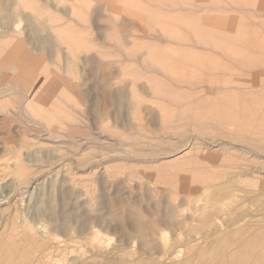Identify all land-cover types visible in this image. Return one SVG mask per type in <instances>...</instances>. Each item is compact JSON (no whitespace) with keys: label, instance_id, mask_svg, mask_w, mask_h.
Instances as JSON below:
<instances>
[{"label":"rangeland","instance_id":"obj_1","mask_svg":"<svg viewBox=\"0 0 264 264\" xmlns=\"http://www.w3.org/2000/svg\"><path fill=\"white\" fill-rule=\"evenodd\" d=\"M4 1H5V3L3 2V0H0V4L3 5V3H4L6 5V6L3 5V7L5 6L4 7L5 10L2 8V6H0V9L5 11V13L3 11H2L3 13L0 12V13H2V16H3V17L0 16L1 17L0 23H2V25H3V26L0 25L1 26L0 27V29H1L0 34L4 35L3 39L7 38L5 36L6 32H8L10 34V32L14 30V29L8 30V28L11 29V25H12V28H15V27L18 28V26L22 23L20 25L21 26L20 28L22 30L19 28V30L17 31L18 35L20 34L19 38H21L22 40L25 39V41L27 40L28 42H40V43H42L43 40L45 39L46 42H43V44H46V45L49 44L51 46H53L55 44L54 49H52V48L50 49V52H51L50 57L54 56L53 58H51L49 60V62H51L50 66H52V62H54L55 60H58V58H59L60 61H62V62H60V64L64 63L63 65L65 66V69L62 67V69L64 70V71L61 70L62 73H66L67 75H70V76H67L65 74L66 77L73 79L72 80L73 82H75L78 79V81L75 83H77V85H78L77 87L79 89V100L81 102L79 101V104H78L80 114L76 115V122H78V124L80 125L78 127H80V128L77 127V129H76L77 133L76 134L82 138V142H81L79 149L77 148L76 152L73 151L75 153V157H74V163L75 164L72 163L70 160H68V159H70L69 157H66L62 162H57L58 157L60 156V154H57V153H60V151L56 150V145L50 141L49 142L44 141L43 142L44 144H41V145L39 144V146H37L38 142H39V140H37V139H39V136L28 132L26 130V127L31 126V128H34V127H38L39 125H33V124L28 123V126H27V122H30L29 119L31 120V117H30L29 109H26L23 106L24 100L23 99L20 100L18 98L17 101H14L11 99L12 95L10 97L8 96L9 90L19 91L20 89H22V87L17 86L16 84L20 83V81L23 78V76H21V75H25V74L24 73L20 74L19 72H17L18 70L16 71V68H17L16 67L17 66L16 61H14L12 58H9L11 56H9V54H7L8 53L7 51L10 50L9 48L14 47V43H8L7 42L9 45L11 44L12 46H6L5 40H3L1 37V39H0V55H1V57H0V60H1L0 61L1 62L0 63V67H1L0 75L1 74H3V75L0 76V99H1V101H0L1 102L0 103V112H1L0 113V132H1L0 133V135H1V137H0V149H1L0 150V162L2 161V163H0V167L2 166L3 168L2 167L0 168V173L2 174L0 179L2 178V180L3 179L4 180L0 181V191H1L0 192V264H120V263H122V264H133L135 260H136L135 261L136 263H134V264H162V263L165 264L166 263L165 261H168L166 264H172V263L173 264H181V263L182 264H239V263L240 264H252V263L253 264H264V261H263L264 260V258H263L264 254L262 255V253L264 252V249H263L264 248L263 247V245H264L263 244L264 243V209H263L264 208V204H263L264 203V150H263L264 149V100L260 101V99L257 100L254 97L253 98H254L255 102L252 100L250 103L248 100V98H250L253 95H256L255 97L261 98L264 95V89L263 88L253 89L252 90L253 95H249V93H247V92H250V91L245 90L246 94L243 93V95H240V97L243 98V100L245 99L246 102L249 103V104L245 103L242 106H240V104H238L240 106V108L242 109V113L247 112L250 109L253 111V117L249 118V116H243L240 119L241 124H235L234 121H236V123H238V120L232 119L233 117H225V119H224L222 117L217 116L218 113L220 112V109H222V107L224 106L223 104L220 103V100L224 99L225 97L231 98L233 96L231 94L218 93V94H211L210 96L205 97V96H202L200 94V92H198V90H196L195 88L190 89V88L186 87L183 90L185 92H187L188 94H190V96L186 97L187 94L185 92L183 93V90H180L179 92L177 91L176 93H174L173 96H170V97H172V99H170L169 96L167 97L159 91V93L161 94V97H164V101L162 104H160V102H157V104H155V102L157 101V97L160 96V95H157V92H156L157 88H155L157 86H155V85H159L158 83H161L163 85H169V83L164 81L160 77L157 78V75H156L157 72L153 68V67L157 66L158 63L156 64L155 62H153L151 60L152 59L151 52L154 48L153 47L154 45H150L149 41H154L153 40L154 37H153V35L150 34L151 32L148 29H145V38L148 39V40L146 39L147 44L145 43V45H144L145 47L142 44H141L142 46L140 45V48L141 47L144 48V49L143 48L141 49V50H143V52L141 50H138V49H140L138 45H137L138 49L135 46H127V48L123 47V46H119V48H118V46L116 44H114L113 42L109 41V42H111L109 44V42L106 41L107 40L106 39V32L107 31H105L104 29H103L104 31L97 29V27L95 26L97 19H95V18H96V16L98 17V14H96L94 12L96 14V16L94 15V13L89 14V19H91L92 15L94 17V21H92L93 17L91 19V21H92L91 24H88V25L85 24V26L83 25V27H82V25H79L77 22L76 27L79 29H72L73 33L75 30H77L79 33L82 31L81 35L79 34V36H82V37L85 36L86 37V38L84 37L85 39L82 38L83 40H85V43L87 44L86 48L84 49L83 52H79L80 47L73 44V43H78V42L83 41L81 39H78L81 37L72 38L71 40L64 39L62 41L61 40L59 41V39H56L55 37H53V39H54V41H53V39L51 37V35H52L51 30L48 29L49 24L47 21H44V20H46V16L40 15V17H39L38 16L39 14H36V13L34 14V11H35L34 9L41 10V8L43 6H47L49 3V6H47V7H50V6L52 7V5H53V7L52 8L50 7L51 9H58L60 7L59 9H61L60 10L61 13L59 12V14L65 15L68 12V8L71 7L68 4L70 0L69 1L57 0L56 2H54L55 0L54 1L50 0L51 2L49 0H48V2H47V0L46 1L45 0H27L28 2H32V4L30 5L31 7L22 6V7H24V9L22 7H19V6H21V4H19L20 2L18 0H17L18 2L16 0H7L8 2L6 0H4ZM12 1H13V3H12ZM71 1L74 2L75 0H71ZM208 1H209L208 5H211L208 10L214 11L216 8L217 9L219 8V10H221V11L223 10L222 12H226V11L230 12V10H226V9H234V11L237 10V12H239V14L242 13L243 14L242 17L245 20L242 22V26H241L242 27V34H244L245 36H247V33L257 35V37H253L252 40L249 37L247 39H244V42L253 41V42H256V44L260 43L261 45H256V51L254 50V47L251 45H244L243 46V52H242L241 56L244 59L247 58L245 60L247 62H242V65H243V67L241 69L242 71L241 72L239 71L238 74L241 73L240 76L242 75V79H243L242 84L243 85L244 84L249 85L248 82L251 80L256 82L258 85H262V84L264 85V75L260 76L258 78L256 77V78H252V79L249 77H245L248 74H250V72L252 74L254 73L257 75L264 74V69H263L264 63L263 62H262L263 64L261 63V61H264L263 60L264 59V44H263L264 43V0H208ZM15 2H17V3H15ZM52 2H54V3L52 4ZM58 2H60V3H58ZM63 2H65V3H63ZM12 4H14V8H15L14 11L12 10L14 8L11 9V6H13ZM15 4L17 5L16 7H15ZM59 4H61V5H59ZM213 4L217 5L218 7L213 6ZM76 5L80 6L79 0L77 1ZM224 5H226L227 7ZM7 7H8V9H7ZM242 7H245V8H242ZM62 8H64V9L62 10ZM195 8H197L196 4H194L192 6V8L187 7V10L192 11L191 9L194 10ZM211 8H214V9H211ZM248 8H249V10H246ZM251 8H253L255 10L253 11V9H252V12H251ZM6 10H8V11L11 10L12 11V12L10 11L11 14H8V12L6 13ZM23 11L25 12V15H21V13L24 14ZM26 11H28V15L26 14L27 13ZM234 11H231V12L233 13ZM255 11H257L259 14ZM14 12H16V13H14ZM69 14L70 13L68 12L66 14L67 17L64 16V18H66V20H67L66 22L69 21L68 25L72 26L71 24H73L76 21L73 18H70ZM146 15H147V13H146ZM255 15H257V16H255ZM259 15H262V16H259ZM11 16H12V18L14 16V18L10 19L9 17H11ZM26 16H28V18ZM29 16H31V17H29ZM16 17L19 19H16ZM2 18H6V20L2 19ZM30 18H31V22H30V20H28V21L26 20V19H30ZM33 19L35 20L34 23H32ZM10 20H12L15 25L13 23H11ZM18 20H19V23H18ZM24 20L28 23L24 22ZM40 21H42V22H40ZM195 21L197 22V20L194 19L193 21H190V24L189 23L188 24L191 26ZM29 22H30V24H29ZM147 22L151 26L155 25L154 22L157 23L156 21L147 18V21L145 22V26H146ZM26 24H28L29 26ZM34 24H36V25H34ZM249 24H251V25H249ZM30 25L33 27L35 26V28L34 29H33V27L31 28ZM26 28H27V30H26ZM5 30H7V31H5ZM31 30L33 32L36 31V34H33ZM119 30H117V31L111 30L110 33L111 34L113 33V35L115 36V33L118 32L119 33V35L117 34L118 36H123V38L125 36V38H126L127 34H125L122 30H120V31ZM39 31L42 34H40ZM83 31H85V32H83ZM101 31L103 32V37H102ZM120 32H122L124 35ZM21 33H22V35H21ZM38 33L40 34L39 37H37ZM75 33H77V32L75 31ZM99 34H100V36H99ZM27 35H28V38H27ZM41 36H42V38H41ZM36 37L38 38V40L36 39ZM87 38H90V39H87ZM159 38H161V37H159ZM257 38H258V41H256ZM94 39H95V41H94ZM150 39H152V40H150ZM32 40H35V41H32ZM162 40L165 41V43H166V41H168V42L170 41L166 38H163ZM47 41H49V43ZM56 41L60 45H58L56 43ZM75 41H78V42H75ZM191 41L192 42L188 43L190 45L187 44V46L189 47L188 48V50H189L188 54H187V52H185V50L187 48H184L185 53H182V52L170 53L172 51L170 49H173L175 46H172V47L169 46L168 47L167 45H163V47L160 50V54L162 55L163 52L167 50L168 51L167 54L173 55V56L177 55V57L178 56L181 57V55H183V56L188 55L189 56L190 54L191 55L193 54L195 57H206L207 56V57L213 58V59L221 58L224 55L223 53L219 54L218 49L216 48V45H214V44L212 46L214 48L213 49L211 47V45L210 46H202L199 44L198 46H196L197 42L193 39H191ZM50 42H51V44H50ZM65 42L67 43V45L65 44ZM70 42H71V44H70ZM216 42H215V44L218 45V43H216ZM97 43H99L100 46ZM64 44H65V46H64ZM101 46L104 49H101V51H100V48H102ZM67 47H71L76 53H72L70 51L68 52L66 49ZM133 47L135 48L134 51L138 50L137 51V54H138L137 57L140 59V61L138 58L134 59L136 57H134V58H131L130 56L124 57V55H127V53H124V52H126L125 50H127L128 48H130L132 50ZM148 47H150V48L153 47V48L149 49ZM164 48H165V50H163ZM62 49H64V50H62ZM118 49L121 52L120 51L118 52ZM56 50H58V52H61V55H56V54L52 55L53 53H57ZM102 50H105V51H102ZM109 50H111V51L109 52ZM131 50H127V51H129L128 53L131 54V53L136 52V51L133 52V50L132 51ZM145 50L147 52H144ZM192 50H193V52H192ZM211 50H213L216 53H214ZM97 51H100V53H102V52L104 53L103 54L105 56V57H103L104 61L102 59L100 61L101 57L98 59L99 55H96ZM116 51H117V53H116ZM206 51H208V52H206ZM65 52H67L69 54H66ZM84 52H85V54H84ZM88 52H89V54H87ZM122 52H123V55L121 54ZM211 52H213L214 54ZM226 52L227 51H225L224 53H226ZM147 53H149V55ZM63 54H66L68 56L66 57V55H63ZM145 54H146V56H145ZM185 54H187V55H185ZM209 54H210V56H208ZM226 54L234 55L233 47H230L229 52H227ZM108 55H110V56H108ZM112 55H114V57H116V58H118V57L122 58L123 64H121L122 59H119V58L114 59V58H112ZM95 56H97V57H95ZM164 56H166V55H164ZM194 56H191V57H194ZM248 56H249V58H248ZM108 57H110V59ZM144 57L146 59L144 61L145 64L142 62V58H144ZM93 58H94V60H92ZM127 58H130V60L126 61ZM95 59H97L99 61H96ZM3 61L5 62V65H4ZM110 61H112V62H110ZM113 61H115V62H113ZM125 61H126V64L124 65ZM129 61L132 62L131 65H130ZM72 63L74 64V66ZM99 63H102V65L100 67H99V65H100ZM113 63H114V65H112ZM117 63L121 64V66L122 65H124V66L121 67ZM127 63H128V65H127ZM66 64H68V65H66ZM139 64H141V65H139ZM105 65L108 67L105 68ZM126 65H127V68H125ZM144 65H146L147 68ZM195 65L196 66L193 67L192 69L193 70L199 69V66L196 63H195ZM228 65H230L232 68H233V66H235L233 62L228 63ZM102 66L106 70H104V68ZM72 67H74V71H72L73 70ZM75 67H77V68H75ZM143 67H145V68H143ZM4 68H6L5 71H3ZM95 68H97V69L95 70ZM122 68H124V69H122ZM145 69H149V70H145ZM102 70H104V71L109 70V72L108 71L107 72L109 73V75H111L109 78V82L111 84L108 81H106L107 80L106 78H105V81L110 85L106 84L105 81H103L104 78L102 79V77L104 75L102 74ZM234 70L229 71V73H227V74H230L231 77L232 76L234 77V75L236 74V72H234ZM252 70L255 72H253ZM71 71H72L73 75L75 76V78L71 77L72 76ZM123 71L125 72L124 74H122ZM127 71L129 72V74L131 72V74H133V76L131 74L129 75L128 73L127 74L130 77L127 76V74H126ZM10 73H12V74H10ZM141 73H143V75L140 76ZM150 73H151V75H150ZM8 75L9 76L11 75V76L9 77ZM13 76H14V78H13ZM124 76H126L127 78H125ZM104 77H106V76H104ZM150 77H151V79H150ZM154 77H155L156 83L154 81ZM233 77L232 78L226 77L225 78L226 81L224 79H222V82L231 83V82H233ZM129 78H131L130 80H134L135 82L134 81L129 82ZM136 78H139L138 79L139 81H136L137 80ZM160 79H161V81H159ZM246 79H248L249 81H247ZM7 80H9V81H7ZM23 80L28 83V82H30L31 79H30V77L27 76L26 78H23ZM101 80H102V82H101ZM140 80H142L144 82L140 83L141 82ZM145 80L146 81L149 80V81L146 82ZM187 80L189 82H191V80H193V78L188 77ZM11 81L13 83L12 85H11ZM1 82H3V83H1ZM15 82H17V83H15ZM137 82L140 84L138 85ZM128 83H130V84L128 85ZM2 84L4 85V89L2 88L3 87ZM7 84L9 85V87H7L8 86ZM188 84H190V83H188ZM23 85H25V84H23ZM123 85H125V86H123ZM143 85H145V86H143ZM25 86H28L29 88H31V85H25ZM105 86H106V89H105ZM108 86H109V88H108ZM151 86H152V89H150ZM137 87H139V88H137ZM137 89L139 91H138V93H135ZM131 94L133 95V97L135 96L136 98L135 97H134L135 99L132 98ZM116 97H117V99H116ZM183 97H185V98L183 99ZM3 98H4V100H3ZM197 98L198 99L205 98L203 100L205 103L201 101V105H200V100H198ZM155 99H156V101H155ZM18 100H20V101H18ZM121 100H123V101H121ZM138 100H139V102H138ZM170 100H171V102H170ZM212 100H214V101H212ZM106 101H108V102H106ZM125 101H127V104ZM146 101L149 104H147ZM150 101L151 102L155 101L154 106L156 105L155 108H157L156 112H158V113L155 112L154 106L152 107L150 105ZM197 101H199V102H197ZM15 102H17V104L21 103V106L19 105L20 106L19 107ZM105 102H106V104H105ZM121 102H123L122 106L120 105ZM129 102H131V103H129ZM134 102H136V103L133 104ZM173 102L176 105L173 104ZM185 102H187L188 104H191V106H193L194 109H193V107H191L188 104L183 105V103H185ZM144 103H146V105H149V106L146 107L144 105ZM169 103H170V105H168ZM151 104L153 105V103H151ZM126 105H128L129 107L128 106L126 107ZM197 105H200V106H197ZM143 106H145V108ZM150 106L152 107V109L154 108V112L156 113L155 116H154L155 113L153 112V110L149 109ZM173 106H175L176 108H174ZM195 106H197V108H195ZM121 107H123V108H121ZM164 107L168 108L169 112L167 114V117L161 118L160 109H163ZM181 107H182V109H181ZM188 107H190V108H188ZM199 107H201V109ZM19 108H21V109H19ZM124 108L125 109L127 108V109L125 110ZM23 109H26V110H23ZM147 109L152 110V111L148 110L147 113H145ZM185 109H186V111H184ZM191 109H193V110H191ZM177 110L180 111V114L175 113V112H177ZM183 111H184V113L182 114ZM205 111L208 112L209 115L206 114ZM216 111H218V113H215ZM132 112H133V114H132ZM143 112L145 113V115H143ZM16 113L19 115H17ZM158 114H159V116L157 117ZM150 115H151V117H150ZM177 115H179L180 117ZM182 115L183 116L189 115L191 117L187 118V120L185 119L186 120L185 121V120H182ZM3 116H5V117H3ZM18 116H20V117H18ZM131 116L133 117L134 120L132 119ZM200 116H201V118H200ZM155 117H157V118H155ZM260 117H261V119L262 118L263 119L260 120ZM15 118L16 119L18 118V120H16ZM192 118H194V119H192ZM202 118H204V119H202ZM179 119L181 120L180 124H178ZM25 120L26 121L28 120V121L26 122ZM139 120H140V123H139ZM190 120H191V122H190ZM202 120L205 123H203ZM225 120H227V121H225ZM187 121H188V123H187ZM132 122H133V124H132ZM189 122H190V124H189ZM193 122L196 125V127H195V125H193ZM208 122H210V123H208ZM6 123H8V124H6ZM134 123L139 125L140 127H142V125H144L143 126L144 129L136 128L134 126ZM183 123H185L184 125L187 124V126H185V127H187V129L185 128L186 130L183 132L185 133L187 131L186 133H188V134L186 135V133H185V135H178V133L182 131L181 129H184L183 128L184 125H182ZM198 123L200 125L203 123L204 125L202 124L200 126ZM215 123H217V124H215ZM18 124H21V125L18 126ZM128 124H129V126H128ZM173 124L174 125L177 124V125L175 127H173L174 126ZM205 124H206L207 129L205 128ZM212 124H215V125H212ZM207 125H208V127H207ZM222 125L224 127H222ZM17 126L20 127L22 131ZM165 126L166 127L171 126L173 129L175 128L174 132L172 131V133L170 132L167 135L164 134L165 136H168L166 138H164L165 136H163V134L160 135V133L166 128ZM197 126H199V127H197ZM212 126H214V128ZM225 126H227V127L229 126V127L227 128ZM3 127H5V128H3ZM210 127H212V129ZM12 128L13 129L14 128L19 129V132L21 134H18L15 137L14 136L15 134H11V132H10L12 130ZM24 128H25V130H24ZM63 128L67 130V124L64 125ZM202 128L204 130L206 129V131L202 130ZM222 128H225V130L228 133H233V132L235 133L236 130L241 131L238 134H236V133L234 135L229 134V137L242 140L241 141L242 143L241 144L240 143H238V144L234 143V146H233V144H232L233 142H230V140H231L230 138L229 139L225 138L226 140L224 139L223 136L228 137V133L226 135H224ZM137 129L139 130L138 131L139 133L135 132V131H137ZM168 129H170V127H168ZM188 129H189V132L191 134L188 132ZM193 129H195V130L197 129L198 131L197 130L195 131L197 133L192 134V132H194ZM210 129L212 131H210ZM146 130H148V132ZM179 130H181V131H179ZM24 131L27 133H25ZM157 131H159V132H157ZM201 132H204L205 134L207 133L208 135L207 134L205 135L204 133H201ZM80 133H81V135H80ZM86 133H87V135H85ZM102 133H104V134H102ZM175 133H177V135ZM135 134H137V135H135ZM91 135H92V137H91ZM141 135H142V138L140 139V137H138V136H141ZM220 135H222V136H220ZM4 136H5V138H2ZM23 136L25 137V139ZM85 136H90V138L85 140V139H83ZM112 136H114V137L112 138ZM131 136H133L132 140H130ZM145 136H147V137L145 138ZM178 136L179 137L180 136H184V137L186 136L185 137L186 139H184V140L182 139L183 141H181V138H179ZM246 136H249V138H246ZM8 137H10V138L8 139ZM33 137H34V140L31 139ZM250 137L253 138L254 141H248V140H252V139H250ZM137 138L139 139V141L142 140V142L143 141L144 142H151V144H149L148 147H145V149H143V151L146 152L145 155L138 156V155L131 154V155H129V157L125 156L126 158L124 157V155H119L120 154L119 151L121 150V148H120L121 146L124 147V149H123L124 151H127L128 149L132 150L131 149L132 145L136 144ZM14 139H15V141H14ZM118 139H119V141H118ZM149 139H150V141H149ZM255 139H257V141L259 140L258 141L259 143ZM115 140L120 142L121 146H118V144L116 143ZM121 140H122V142H121ZM129 140L131 141V143ZM145 140H147V141H145ZM154 140H155V142L158 141V142H156V144H159V142H160V148H161V146H163V147L161 149L159 148L160 151H158V152L156 151V153H150V150L152 148L154 149L155 147H157V145L154 143ZM161 140H162V143H161ZM192 140H193V142H192ZM27 141H28V143H27ZM170 141H173V142H170ZM243 141H244V144H243ZM248 142H250V143H248ZM21 143H22V146H21ZM40 143H42V142H40ZM45 143H47V144H45ZM215 143H217L218 146ZM221 143H223V144H221ZM14 144L16 146L18 144L19 147L18 146L15 147ZM247 144H249V145H247ZM256 144H257V146H256ZM8 145H9V147H8ZM127 145H129V146H127ZM221 145L224 147H222ZM253 145H255V146L253 147ZM35 146H37V147H35ZM243 146H246L247 148L243 147ZM258 146H261V147H258ZM63 147L65 148V149H63L64 153L69 150L67 144H64ZM230 147H232V148H230ZM255 147H257V148H255ZM4 148H8V151L5 152ZM17 148H18V150H17ZM222 148H225V149L223 150ZM176 149H178V150H176ZM249 150H252V151H249ZM54 151L55 152L58 151V152L55 153ZM133 151L135 152L138 150L135 149ZM192 151H193V153H192ZM245 151L247 154L246 156L244 154ZM255 151H257V152H255ZM106 152H108V153H106ZM7 153H8V155H6ZM1 154H3V155H1ZM11 154H13V155H11ZM250 154H252V155H250ZM28 155L30 156L31 159H29ZM27 156H28V158H27ZM48 156L50 157V159ZM56 156H57V158H56ZM105 156H108V157L104 158ZM214 157H216V158H214ZM217 157H218V159H217ZM219 157H220V159H219ZM5 160H6V162H5ZM37 160H38V162H37ZM18 161H20V162H18ZM65 161H67L68 164ZM94 161H98V163L97 162L93 163ZM22 162H24L23 163L24 165L22 164ZM5 163H8V164L6 165ZM70 164H72V165H70ZM22 166H24V167L26 166L25 167L26 171H25V169L23 171L24 167H22ZM67 168H68V170H67ZM10 169H14V171L10 170ZM33 170H34V172H33ZM236 173H238V174L236 175ZM30 175H32V176H30ZM215 186H216V189H215ZM204 189H205V191H204ZM229 189H230V192H229ZM69 190H71V192ZM118 190H120V191H118ZM249 193H251V194L256 193L253 195L255 197H258V198H256V200H255L254 199L255 197L252 196L251 194L249 195ZM67 194H71V195H68V197H66ZM209 195H211V196H209ZM219 195L220 196L222 195V196L220 197ZM187 196H189V197H187ZM250 196H252V197H250ZM243 197H244V199L248 197L247 200L245 199L248 203L245 200H242ZM66 198L68 200H66ZM84 198H86V199H84ZM114 199H116L117 201ZM165 199H166V201H165ZM248 200H251V201L249 202ZM257 200H258V202H257ZM253 201H254V204L252 203ZM225 202H226V204H225ZM126 203H127V205H126ZM250 203H251V205H250ZM119 204H121V205H119ZM240 204L244 205L245 207L241 206ZM168 205L170 206L171 209L169 208ZM247 205H249V206H247ZM172 206H173V210H172ZM227 206H228V209H227ZM238 206H240V207H238ZM113 207L115 209H117L119 207V209H117L119 211L118 212L116 211V213H115V211L112 210ZM122 207H123V209H122ZM124 208H126V209H124ZM165 208H167V209H165ZM237 208H239V209H237ZM53 209H55L56 211ZM169 209L172 210L171 212H172V215H174V217L170 215L171 213L167 212V211H169ZM229 210H230V212H229ZM240 211H241L242 215H241ZM70 213H71L72 217H71ZM156 213H158L160 215H157ZM193 213L196 214L195 215L196 219H194ZM243 213L244 214L246 213L248 215V217L245 216L246 214L244 215ZM66 214L70 215V220L68 222L65 221L66 222L65 223L64 219L65 218L67 219ZM152 214H153V216H152ZM161 214L163 215V217H161ZM216 214H217V216H215ZM235 214H237V215L234 216ZM63 215H66L65 218H63ZM190 215L192 216L193 219H191ZM232 215L234 218L232 217ZM57 216H60V217L57 218ZM155 216H156V218H155ZM168 216H169V218H168ZM243 216H245L246 219ZM121 217H123V218H121ZM165 217H167L168 219H170V217H171V219H170L171 221L166 218V219H164L165 224L163 225L164 220H162V218H165ZM214 217H216V218H214ZM222 217H224V219H222ZM240 217H242V218H240ZM257 217H259V218H257ZM94 218H95V220H94ZM238 218H240L239 221L237 220ZM157 219H159V220H157ZM172 219H173V223H174L173 226H176L175 228L172 226L174 230L171 227V225L173 223L170 224V222H172ZM180 219H181V222H180ZM185 219H187V220H185ZM189 219L191 222L188 221ZM243 219H245V222L243 221ZM53 220H55V221H53ZM260 220H261V222H260ZM162 221H163V223H162ZM257 221H259V223H257ZM144 222L147 225H150V226L154 225L155 227L157 224V226H159L160 230L158 227H157L158 229H156L154 226L153 227L149 226L150 231H146L147 229L145 230V228L148 226ZM152 222H155V223H152ZM166 223H168V227H170V228H168V232L166 231L167 227L166 228L163 227V226L167 225ZM181 223L183 226L181 225ZM206 223H209V225ZM248 223H250V224H248ZM169 224H170V226H169ZM224 224H225V226H224ZM236 224H237V226H236ZM138 225L140 227H138ZM202 225H204L206 227L208 225L209 228L207 227V229L204 230V228H206V227H204ZM215 225L218 226V230H217V227H215ZM177 227H179L180 229ZM164 228H165V230H164ZM214 228L216 231L214 230ZM155 229L158 232L160 231L159 234L162 233V234H160L161 236L160 235L158 236V232ZM195 229H197V230H195ZM227 229H229V230H227ZM232 229L235 230V233L233 232ZM248 229H249V231H248ZM144 230H145V232H144ZM151 230L152 231L154 230V233L152 232V234H154V235L152 236V234H151L152 238H151V236H149V239H148V236H146V235L149 234L151 232ZM207 230L210 232H208ZM220 230H222V232H221L222 234H220ZM231 230H232V232H231ZM138 231H139V233H138ZM169 231L171 233H169ZM190 231H192V232H190ZM225 231H228V232H225ZM142 232H143V235H142ZM155 232H157L156 233L157 235L155 234ZM182 232H184V233H182ZM214 232H216V233H214ZM217 232H218V234H217ZM252 232H253V234L251 235ZM257 232H258V235L256 234ZM179 233H180V235H179ZM191 233L193 234L194 237H196L195 239H194V237H192ZM207 233H208V235H207ZM229 233H230V235L233 233V235L227 237L229 235ZM245 233H247L246 234L247 237H245V235H244ZM164 234L167 236H165ZM185 234L187 235V238H186ZM214 234H215V237L213 236ZM241 234H242V236H239ZM220 235H221V237H220ZM248 235H249V237H248ZM144 236H146V237H144ZM223 236L225 239L222 238ZM253 236H254V238H253ZM255 236H256V238H260L259 240L258 239L255 240L256 242H258V244L254 245L256 242L253 241L254 242L253 246H250L252 243L251 240L256 239ZM167 237H168V239L169 238L170 239L168 240ZM242 237H244L245 241H247L246 243H245V241L240 239ZM150 238H151V241H150ZM250 238H252V239H250ZM231 239H235L236 241L231 240ZM240 240L243 241L244 243L243 242L241 243ZM211 241H212V244H211ZM259 241L261 242L260 244H259ZM141 242L145 246L141 245ZM145 242H146V244H145ZM159 242H161V244ZM205 242H208V243H205ZM147 243L151 247H149V245ZM199 243H202V244H200L201 246L198 245ZM247 243L248 244L250 243V245H248ZM229 244H231V245H229ZM158 245H159V247H158ZM189 245L192 246L193 248L189 247ZM239 245L241 247L243 246L244 248L247 247L248 250H250V248H251L249 253L247 251V253L249 255L247 253H245V251L247 249L246 250H243V249L240 250L241 247L239 249H237V247H239ZM258 245L260 246V248ZM198 246H200V250L198 249L199 248ZM257 246L259 248L258 252H257L258 248L256 250ZM189 248L190 249L192 248V249L190 250ZM151 249L153 251L155 250L157 253L155 251L153 252ZM147 250H151L150 252H152V253H149ZM260 250H262V251L260 252ZM242 251L245 254L242 253ZM254 251H255V253H254L255 256L252 257V253ZM161 252H163V253H161ZM256 252H257V254H256ZM109 253H112V254L114 253V254L109 255ZM229 253H230V255H228ZM239 254H240V257H239ZM170 255L173 257L171 258ZM258 256H260L261 262H259L260 258ZM112 257H114V258H112ZM168 257L170 258V260ZM176 257H178V258H176ZM108 258H110V259H108ZM140 259L141 260L143 259L144 261H142V263H141ZM171 259H173V260H171ZM177 260L179 261V263ZM138 261H140V262H138ZM170 261H171V263H169ZM240 261H242V262H240ZM130 262H133V263H130Z\"/></svg>","mask_w":264,"mask_h":264},{"label":"bare ground","instance_id":"obj_2","mask_svg":"<svg viewBox=\"0 0 264 264\" xmlns=\"http://www.w3.org/2000/svg\"><path fill=\"white\" fill-rule=\"evenodd\" d=\"M7 1V0H6ZM17 1V0H16ZM20 3L19 4H21V6H19V7H22V6H29V7H31L30 5L32 4V2H28L27 0H18ZM17 1V2H18ZM46 1V0H45ZM50 1V0H49ZM54 1V0H53ZM57 0H55L54 2H56ZM61 1V0H60ZM67 1H69V0H67ZM77 1L78 0H75L74 2H72L71 0L69 1V5L71 6L70 8H68V12L70 13L69 14V16H70V18H73L76 22H74L73 24H71L72 26H69L68 25V22H66L67 20H66V18H64V16H66V14L68 13H66L65 15H63V14H59V12H60V10L61 9H59L58 7V9H51L52 7H53V5H52V7L50 8V7H47V6H49V3H48V5L47 6H43L42 8H41V10H38V9H34L35 11H34V14L36 13V14H39L38 16L40 17V15L41 16H46V20H44V21H47L48 22V29H50L51 30V33H52V35H51V37H52V39H53V37H55L56 39H59V41L61 40H64V39H66V40H71L72 38H77V37H81V38H78V39H81V40H83L82 38H84V37H82V36H79V34L81 35V33H82V31L79 33L77 30H75L77 33H75V31H74V33H73V30L72 29H79V28H77L76 26V24H77V22H78V24L79 25H82V27H83V25L85 26V24H91V22L92 21H94V17H93V15L91 16V19H92V17H93V20L91 21V19H89V14H93L94 12L96 13V14H98V17L96 16V14L94 13V15L96 16V18L95 19H97L96 20V23H95V26L97 27V29H99V30H102V31H107L106 32V41H111V42H113L114 44H116L117 46H118V48H119V46H123V47H126L127 48V46H135L136 48L139 46V48H140V45L142 44L143 46L145 45V43L147 44V42H146V39L147 38H145V29H148L151 33V35H153V37H154V41H149V43H150V45H154L153 47H151V48H153V50H152V52H151V54H152V61L153 62H155L156 64H157V66H155V67H153L154 68V70L157 72H155L156 73V75H157V78L158 77H160V78H162L164 81H166V82H168L169 83V85H163V84H161V83H158L159 85H155V86H157V87H155V88H157L156 90V92H157V95H160V96H158L157 97V101H156V99H155V101H153V102H151L150 101V105L153 107L154 106V102H155V104H157V102H160V104H162L163 103V101H164V97H161V94L159 93V91L162 93V94H164L165 96H173L174 95V93H176L177 91L179 92L180 90H183V89H185L186 87L187 88H190V89H193V88H195L196 90H198V92H200V94L202 95V96H205V97H208V96H210L211 94H218V93H224V94H231V95H233L231 98H229V97H225L224 99H221L220 100V103L221 104H223L222 106V109H220V114L218 113V111H216L215 113H218V115L217 116H219V117H222V118H224L225 119V117H233L232 119H237L238 120V123H236V121H234L235 122V124H241V118L243 117V116H249V118L250 117H253V111L250 109L249 111H247V112H244V113H242V109L240 108V106H242L243 104H245V103H247V104H249L248 102H246V100L244 99L243 100V98H241L240 97V95H243V93H245L246 91L245 90H249L250 92H247V93H249V95H253V93H252V90L253 89H256V88H263L264 89V85L262 84V85H258L256 82H254L253 80H251V81H249L248 79H246L247 81H249L248 83H249V85H246V84H242L243 82H242V75L240 76V74H238L239 73V71L241 72L242 70V67H243V65H242V62H247V61H245L246 59H244L241 55H242V52H243V46L244 45H251V46H253L254 47V50L256 51V45H261L260 43L259 44H256V42H253V41H249V42H244V39H247L248 37L252 40L253 39V37H257V35L256 34H251V33H247V36H245L244 34H242V22L243 21H245L244 19H243V17H242V13L241 14H239V12H237V10H235L234 11V9H226V10H230V12L229 11H226V12H222L221 10H219V8L217 9H215L214 11H211V10H208L209 8H210V6L211 5H208L209 4V1L208 0H79V2H80V6L79 5H76V3H77ZM3 2L5 3V1L3 0ZM8 2V1H7ZM17 2H15V3H17ZM47 2H48V0H47ZM46 2V3H47ZM51 2V1H50ZM54 2H52V4L54 3ZM3 3V5H5ZM12 3H13V1H12ZM45 3V4H46ZM58 3H60V2H58ZM63 3H65V2H63ZM62 3V4H63ZM11 4V3H10ZM57 4V3H56ZM194 4H196V7L197 8H195L194 10L193 9H191L192 11H188L187 10V7H191L192 8V6L194 5ZM212 4V3H211ZM3 5L2 4H0V6H2V8L4 9V7L6 6H4L3 7ZM13 6H11V9L12 8H14V4H12ZM59 5H61V4H59ZM17 5L15 4V7H16ZM213 6H217V5H214L213 4ZM224 6H226V5H224ZM18 7V8H19ZM55 7V6H54ZM218 7V6H217ZM227 7V6H226ZM23 9H24V7H22ZM56 8V7H55ZM223 8V7H222ZM242 8H245V7H242ZM7 9H8V7H7ZM22 9V10H23ZM64 8H62V10H63ZM211 9H214V8H211ZM224 9V8H223ZM252 9L253 8H251V12H252ZM1 10V9H0ZM5 10V9H4ZM13 11L15 10V8L14 9H12ZM20 10V9H19ZM21 10V11H22ZM95 10V11H94ZM242 10V9H241ZM246 10H249V8L248 9H246ZM255 9H253V11H254ZM3 10H1L0 12H2ZM11 10H6V13L8 12V14H11V12H10ZM25 11V10H24ZM23 11V12H24ZM38 11V12H37ZM231 11H234L233 13L231 12ZM4 13H5V11H3ZM2 12V13H3ZM10 12V13H9ZM27 13V15H28V11H26ZM30 12V11H29ZM244 12V11H243ZM255 12H257V11H255ZM2 13H0V16H2ZM14 13H16V12H14ZM32 13V12H31ZM61 13V12H60ZM146 13H147V15H146ZM195 13V14H194ZM258 13V12H257ZM33 14V13H32ZM222 14V15H221ZM259 14V13H258ZM257 14V15H258ZM6 15V14H5ZM4 15V16H5ZM18 15V14H17ZM21 15H25V12H24V14H22L21 13ZM257 15H255V16H257ZM8 16V15H7ZM32 16V15H31ZM31 16H29V17H31ZM253 16V15H252ZM259 16H262V15H259ZM3 17V16H2ZM6 17V16H5ZM27 18H28V16H26ZM67 17V16H66ZM10 19L12 18V16L11 17H9ZM13 18H14V16H13ZM12 18V19H13ZM38 18V17H37ZM147 18H149V19H151V20H154V21H156L157 23H155L154 22V26H151V25H149L148 24V22H147V24H146V26H145V22L147 21ZM259 18V17H258ZM261 18V17H260ZM2 19H5L6 20V18H2ZM16 19H19V18H17L16 17ZM197 20V22L195 23H193L191 26L189 25L190 24V21H193V20ZM27 21L28 20H30V22H31V18L30 19H26ZM70 20V19H69ZM72 20V19H71ZM73 20V21H74ZM0 21H1V17H0ZM4 21V20H3ZM9 21V20H8ZM11 21V23H13V21L12 20H10ZM23 21V20H22ZM7 22V21H6ZM17 22V21H16ZM24 22H26L25 20H24ZM30 22H29V24H30ZM35 22V20L33 19V22L32 23H34ZM40 22H42V21H40ZM46 22V23H47ZM18 23H19V20H18ZM26 23H28V22H26ZM31 23V24H32ZM150 23V22H149ZM189 23V24H188ZM10 24V23H9ZM14 24V23H13ZM22 24V23H21ZM20 24V25H21ZM40 24V23H39ZM0 25H2V23H0ZM8 25V24H7ZM15 25V24H14ZM19 25V24H18ZM18 26V28L17 27H15V28H12V25H11V29L10 28H8V30H12V29H14L13 31H11L10 32V34L8 33V32H6V39H3L4 38V35L2 36L1 34V36H0V39H1V37H2V39L3 40H5V45L6 46H12L11 44L9 45L8 43H14V47H11V48H9L10 50H8L7 52V54H9V56H11V57H9V58H12L14 61H16V71L17 72H19L20 74L21 73H24L25 75H21V76H23V78H26L27 76L28 77H30V82H25L24 80H23V78H22V80L20 81V83H17V82H15V83H17L16 85L17 86H20V87H22V89H20L19 91H11V90H9L8 91V93H9V97L11 96V99L12 100H14V101H17V99L19 98L20 100L21 99H23L24 100V103H23V106H24V108H26V109H29V113H30V117H31V120L29 119V121L30 122H27L26 120V122H27V126H28V123H30V124H33V125H39L38 127H34V128H31V126H28V127H26V130L28 131V132H30V133H33V134H35V135H37V136H39V139H37V140H39V142H38V145L37 146H39V144L41 145V144H44L43 142L44 141H50V142H52L53 144H55L56 145V150H59L60 151V153H57V154H60V156L58 157V160H57V162H62L66 157H69L70 159H68V160H70L72 163H74V157H75V153L74 152H76L77 151V148L79 149V147H80V145H81V142H82V138L81 137H79V135H77L76 133H77V127L78 126H80L79 124H78V122H76V115H79L80 114V111H79V107H78V104H79V89H78V85H77V83H75V82H77L78 81V79L75 81V82H73L72 80L73 79H71V78H69V77H66V73H62V71L61 70H63L62 69V67L65 69V66L62 64H60V62H62V61H60V59L58 58V60H55L54 62H52V66H50V64H51V62H49V60L51 59V58H53L54 56H52V57H50V55H51V52H50V49L52 48V49H54V47H55V44L53 45V46H51V45H46V44H43V42H46V40L44 39L43 40V42L42 43H40V42H28L27 40L25 41V39L24 40H22L21 38H19V35H18V33H17V31L19 30V28L21 27V26ZM26 25H28V24H26ZM33 25V24H32ZM34 25H36V24H34ZM93 25V24H92ZM148 25V26H147ZM249 25H251V24H249ZM3 26V25H2ZM29 26V25H28ZM122 26V27H121ZM1 27V26H0ZM8 27V26H7ZM14 27V26H13ZM30 27L32 28L33 26H31L30 25ZM79 27V26H78ZM4 28V27H3ZM2 28V29H3ZM35 28V26L33 27V29ZM86 28V27H85ZM21 29V28H20ZM40 29V28H39ZM104 29V30H103ZM122 30L125 34H127V36H126V38H125V36H124V38H123V36H118L119 35V33L117 32V33H115V36L113 35V33L111 34L110 33V31L111 30ZM1 30V29H0ZM4 30V29H3ZM22 30V29H21ZM26 30H27V28H26ZM119 30V31H120ZM5 31H7V30H5ZM32 31V30H31ZM38 31V30H37ZM101 31V34H102V37H103V32ZM1 32V31H0ZM40 32V31H39ZM83 32H85V31H83ZM89 32V31H88ZM4 33V32H3ZM8 33V34H7ZM32 33L33 34H36V31H32ZM87 33V32H86ZM120 33H122V32H120ZM160 33V34H159ZM5 34V33H4ZM26 34V33H25ZM29 34V33H28ZM40 34H42L41 32H40ZM39 33H38V35H37V37H39V35H40ZM90 34V33H89ZM88 34V35H89ZM123 34V33H122ZM21 35H22V33H21ZM91 35V34H90ZM121 35V34H120ZM124 35V34H123ZM157 35V36H156ZM159 35V36H158ZM26 36V35H25ZM35 36V35H34ZM33 36V37H34ZM99 36H100V34H99ZM36 37V39L38 40V38ZM50 37V38H51ZM88 37V36H87ZM159 37H161L162 39L163 38H166V39H168V40H172L170 43L168 42V41H166V43H165V41H163L161 38H159ZM27 38H28V35H27ZM41 38H42V36H41ZM49 38V37H48ZM86 38V37H85ZM84 38V39H85ZM123 38V39H122ZM196 38V39H195ZM21 39V40H20ZM32 39V38H31ZM87 39H90V38H87ZM92 39V38H91ZM99 39V38H98ZM191 39H193V40H195L196 42H197V45L196 46H198L199 44L200 45H202V46H210L211 45V47L213 46V44L214 45H216V48L218 49V52H219V54L220 53H223L224 55H223V57H221V58H218V59H213V58H209V57H195L193 54L191 55H187L188 53H189V50H188V46H187V44L189 43V42H192L191 41ZM41 40V39H40ZM65 40V41H66ZM93 40V39H92ZM148 40V39H147ZM150 40H152V39H150ZM32 41H35V40H32ZM42 41V40H41ZM53 41H54V39H53ZM87 41V40H86ZM94 41H95V39H94ZM93 41V42H94ZM97 41V40H96ZM105 41V42H106ZM122 41V42H121ZM210 41V42H209ZM217 41V42H216ZM256 41H258V38H257V40ZM8 42V43H7ZM48 43H49V41H47ZM75 42H78V41H75ZM88 42V41H87ZM98 42V41H97ZM111 42H109V44L111 43ZM215 42L216 43H218V45L217 44H215ZM229 42V43H228ZM56 43L58 44V45H60L57 41H56ZM50 44H51V42H50ZM53 44V43H52ZM65 44L67 45V43L65 42ZM65 44H64V46H65ZM69 44V43H68ZM70 44H71V42H70ZM73 44H75V45H77V46H79L80 47V51L79 52H83L84 51V49L86 48V43H85V40H83V41H81V42H78V43H73ZM96 44V43H95ZM97 44H99V43H97ZM170 44V45H169ZM264 44V43H263ZM138 45V46H137ZM141 45V46H142ZM163 45H167L168 47L169 46H175L173 49H170V50H172L170 53H179V52H182V53H185V52H187V54H185V55H187V56H183V55H181V57L180 56H178L177 57V55L176 56H173V55H169V54H167L168 53V51L166 50V51H164L163 52V54L161 55L160 54V50H161V48L163 47ZM188 45H190V44H188ZM63 46V45H62ZM63 46V47H64ZM69 46V45H68ZM97 46V45H96ZM99 46H100V44H99ZM116 46V47H117ZM166 46V47H167ZM59 47V46H58ZM102 47V46H101ZM115 47V46H114ZM113 47V48H114ZM145 47V46H144ZM191 47V46H190ZM230 47H233V53H234V55H229V54H226L227 52H229V50H230ZM132 48V47H131ZM143 47H141L140 49H138V50H141ZM149 49H151L150 47H148ZM184 48H187L186 50H185V52H184ZM200 48V47H199ZM203 48V47H202ZM213 48V47H212ZM60 49V48H59ZM67 49V51L69 52H72V53H76L71 47H67L66 48ZM101 49H104L103 47L102 48H100V51H101ZM117 49V48H116ZM134 47H133V52H135L134 51ZM144 49V48H143ZM201 49V48H200ZM210 49V48H209ZM214 49V48H213ZM216 49V50H217ZM61 50V49H60ZM62 50H64V49H62ZM127 50H131L130 48H128ZM127 50H125L126 52H124V53H127V55H124V57L125 56H130L131 58H134V57H136V58H134V59H137L138 57V54H137V51L135 52V53H128L129 51H127ZM131 50V51H132ZM147 50V49H146ZM144 51V52H147V51ZM163 50H165V48L163 49ZM203 50V49H202ZM4 51V50H3ZM57 51V53H53L52 55H61V52H58V50H56ZM93 51V50H92ZM100 51H97V53H96V55H99V57H98V59L100 58V61H101V59L104 61V58L103 57H105L103 54V52L102 53H100ZM102 51H105V50H102ZM111 50H109V52H110ZM120 50L118 49V52H119ZM142 52H143V50H141ZM211 51H213V50H211ZM225 51H227L226 53H224ZM50 52V53H49ZM54 52V51H53ZM90 52V51H89ZM89 52L87 53V54H89ZM121 52V51H120ZM192 52H193V50H192ZM206 52H208V51H206ZM210 52V51H209ZM214 52V51H213ZM213 52H211V53H213ZM66 54H69V53H67V52H65ZM93 53V52H92ZM95 53V52H94ZM116 53H117V51H116ZM141 53V52H140ZM166 53V54H165ZM214 53H216V52H214ZM213 53V54H214ZM66 54H63V55H66ZM84 54H85V52H84ZM91 54V53H90ZM109 54V53H108ZM122 55H123V52L121 53ZM142 54V53H141ZM144 54V53H143ZM148 55H149V53H147ZM200 54V53H199ZM198 54V55H199ZM203 54V53H202ZM77 55V54H76ZM94 55V54H93ZM106 55V54H105ZM147 55V56H148ZM164 55H166V56H164ZM68 55H66V57H67ZM86 56V55H85ZM108 56H110V55H108ZM145 56H146V54H145ZM157 56V57H156ZM159 56V57H158ZM191 56H194V57H191ZM208 56H210V54L208 55ZM0 57H1V55H0ZM65 57V58H66ZM70 57V56H69ZM95 57H97V56H95ZM94 57V58H95ZM217 57V56H216ZM3 58V57H2ZM1 58V59H2ZM56 58V57H55ZM94 58L92 59V60H94ZM109 59H110V57H108ZM107 58V59H108ZM112 58H114V59H122V58H120V57H118V58H116V57H114V55H112ZM149 58V57H148ZM248 58H249V56H248ZM70 59V58H69ZM76 59V58H75ZM106 59V58H105ZM139 59V58H138ZM54 60V59H53ZM62 60V59H61ZM66 60V59H65ZM81 60V59H80ZM96 61H99V60H97V59H95ZM128 60H130V58H127L126 59V61H128ZM133 60V59H132ZM146 59H145V57L144 58H142V62L144 63V61H145ZM150 60V59H149ZM259 60V59H258ZM264 60V59H263ZM1 61V60H0ZM69 61V60H68ZM67 61V62H68ZM121 61V60H120ZM126 61H125V63H124V65L126 64ZM139 61H140V59H139ZM4 62V61H3ZM110 62H112V61H110ZM109 62V63H110ZM113 62H115V61H113ZM122 63L121 64H123V59H122V61H121ZM130 62V61H129ZM128 62V63H129ZM141 62V63H142ZM230 62H233L234 63V65L235 66H233V68L230 66V65H228V63H230ZM264 63V61H261V63ZM1 63V62H0ZM104 63V62H103ZM128 63H127V65H128ZM134 63V62H133ZM142 63V64H143ZM195 63L199 66V69H195V70H193L192 68L193 67H195L196 65H195ZM262 63V64H263ZM56 66H55V65ZM73 64V63H72ZM100 65H99V67L102 65V63H99ZM106 64V63H105ZM118 64V63H117ZM121 64H118V65H120L121 66ZM132 64V62H130V65ZM138 64V63H137ZM145 64V63H144ZM147 64V63H146ZM257 64V63H256ZM4 65H5V62H4ZM54 65V66H53ZM66 65H68V64H66ZM97 65V64H96ZM112 65H114V63L112 64ZM117 65V66H118ZM124 65H122V66H124ZM127 65L125 66V68H127ZM134 65V64H133ZM139 65H141V64H139ZM73 66H74V64H73ZM116 66V65H115ZM121 66V67H122ZM145 67H146V65H144ZM152 66V65H151ZM68 67V66H67ZM98 67V68H99ZM103 67V66H102ZM108 66H106L105 65V68H107ZM129 67V66H128ZM142 67V66H141ZM145 67H143V68H145ZM256 67V66H255ZM258 67V66H257ZM264 67V66H263ZM73 68V70L72 71H74V67H72ZM75 68H77V67H75ZM104 68V67H103ZM104 68V70H106ZM120 68V67H119ZM147 68V67H146ZM232 68V69H231ZM0 69H1V67H0ZM97 68H95V70H96ZM122 69H124V68H122ZM235 69V70H234ZM255 69V68H254ZM262 69V68H261ZM260 69V70H261ZM264 69V68H263ZM3 70V69H2ZM6 70V68H4V70L3 71H5ZM101 70V69H100ZM104 70H102V74L104 75V76H106V77H104L102 74V79H103V81H105V78L107 79L106 81H108L109 82V78H110V76L111 75H109V70H107V71H104ZM126 70V69H125ZM145 70H149V69H145ZM231 70H234V72H236V74L234 75V77H233V82H231V83H226V82H222V79H224L225 80V78L226 77H229V78H232L231 77V75L230 74H227V73H229V71H231ZM256 70V69H255ZM2 71V72H3ZM64 71V70H63ZM66 71V70H65ZM72 71H71V73H72ZM91 71V70H90ZM151 71V70H150ZM253 71V70H252ZM262 71V70H261ZM260 71V72H261ZM1 72V73H2ZM67 72V71H66ZM249 72V71H248ZM253 72H255V71H253ZM259 72V71H258ZM9 73V72H8ZM13 73V72H12ZM12 73H10V74H12ZM75 73V72H74ZM125 72L123 71L122 72V74H124ZM129 74V72L127 71L126 72V74ZM153 73V72H152ZM226 73V74H225ZM7 74V73H6ZM27 74V75H26ZM66 74V75H65ZM94 74V73H93ZM127 74V76H129L130 74H131V72H130V74L128 75ZM1 75H3V74H1ZM0 75V76H1ZM77 75V74H76ZM100 75V76H101ZM132 76H133V74H131ZM141 75H143V73H141L140 74V76ZM150 75H151V73H150ZM264 74H261V75H257V74H252L251 72H250V74H248L247 76H245V77H249V78H258V77H260V76H263ZM9 76V75H8ZM11 76V75H10ZM9 76V77H10ZM65 76V77H64ZM67 76H70V75H67ZM131 76V77H132ZM147 76V75H146ZM145 76V77H146ZM71 77H73V78H75V76L73 75V73H72V76ZM125 78H127L126 76H124ZM130 77V76H129ZM156 77V76H155ZM155 77H154V81H155ZM188 77H191V78H193V80H191V82H189L188 80H187V78ZM13 78H14V76H13ZM133 78V77H132ZM235 78V79H234ZM2 79V78H1ZM10 79V78H9ZM131 78H129V82L131 81H134V80H130ZM134 79V78H133ZM137 80L136 81H139L138 79L139 78H136ZM150 79H151V77H150ZM127 80V79H126ZM157 80V79H156ZM7 81H9V80H7ZM23 81V82H22ZM105 81V83L106 84H108L107 82ZM114 81V80H113ZM141 82L140 83H142V82H144V81H142V80H140ZM146 81V80H145ZM149 81V80H148ZM148 81H146V82H148ZM159 81H161V79L159 80ZM226 81V80H225ZM245 81V80H244ZM101 82H102V80H101ZM117 82V81H116ZM135 82V81H134ZM133 82V83H134ZM151 82V81H150ZM228 82V81H227ZM1 83H3V82H1ZM10 83V82H9ZM110 83V82H109ZM138 83V82H137ZM140 83H138V85L140 84ZM155 83H156V81H155ZM154 83V84H155ZM188 83H190V84H188ZM247 83V84H248ZM13 83H12V81H11V85H12ZM23 84H25V85H31V88H29L28 86H25V85H23ZM89 84V83H88ZM103 84V83H102ZM111 84V83H110ZM110 84H108V85H110ZM130 83H128V85H129ZM165 84V83H164ZM231 84V85H230ZM3 85V84H2ZM8 85V84H7ZM83 85V84H82ZM86 85V84H85ZM104 85V84H103ZM255 85V86H254ZM118 86V85H117ZM116 86V87H117ZM123 86H125V85H123ZM141 86V85H140ZM143 86H145V85H143ZM149 86V85H148ZM7 87H9V85L7 86ZM12 87V86H11ZM120 87V86H119ZM122 87V86H121ZM128 87V86H127ZM134 87V86H133ZM142 87V86H141ZM184 87V88H183ZM3 89H4V85H3V87H2ZM108 88H109V86H108ZM137 88H139V87H137ZM147 88V87H146ZM249 88V89H248ZM105 89H106V86H105ZM150 89H152V86H151V88ZM154 89V88H153ZM132 90V89H131ZM187 90V89H186ZM200 90V91H199ZM258 90V89H257ZM138 89L136 90V92L135 93H138ZM174 91V92H173ZM194 91V90H193ZM114 92V91H113ZM133 92V91H132ZM155 92V93H156ZM185 91L183 90V93H184ZM195 92V91H194ZM187 95H186V97H188V96H190V94H188L187 92H185ZM116 94V93H115ZM179 94V93H178ZM198 94V93H197ZM246 94V93H245ZM132 95V94H131ZM195 95V94H194ZM248 95V94H247ZM246 95V96H247ZM116 96V95H115ZM184 96V95H183ZM245 96V97H246ZM256 95H253V96H251L250 98H248V100H249V102L251 103V101L253 100L254 102H255V100H254V98L255 99H257V100H259L260 99V101H263L264 100V95L261 97V98H258V97H255ZM8 97V98H9ZM23 97V98H22ZM120 97V96H119ZM135 97V96H134ZM133 97V95H132V98H134ZM196 97V96H195ZM220 97V96H219ZM222 97V96H221ZM254 97V98H253ZM7 98V97H6ZM93 98V97H92ZM136 98V97H135ZM134 98V99H135ZM155 98V97H154ZM185 97H183V99H184ZM192 98V97H191ZM95 99V98H94ZM116 99H117V97H116ZM130 99V98H129ZM128 99V100H129ZM148 99V98H147ZM146 99V100H147ZM153 99V98H152ZM170 99H172V97H170ZM198 99V98H197ZM205 98H203V99H198V100H200V105H201V101L202 102H204L203 100H204ZM3 100H4V98H3ZM6 100V99H5ZM20 100H18V101H20ZM97 100V99H96ZM127 100V101H128ZM150 100V99H149ZM0 101H1V99H0ZM121 101H123V100H121ZM127 101H125L126 102V104H127ZM179 101V100H178ZM190 101V100H189ZM194 101V100H193ZM212 101H214V100H212ZM81 102V101H80ZM106 102H108V101H106ZM106 102H105V104H106ZM114 102V101H113ZM132 102V101H131ZM131 102H129V103H131ZM138 102H139V100H138ZM142 102V101H141ZM170 102H171V100H170ZM182 102V101H181ZM184 102V101H183ZM188 102V101H187ZM187 102H185V103H183V105L184 104H188ZM197 102H199V101H197ZM218 102V101H217ZM1 103V102H0ZM13 103V102H12ZM16 104H17V102H15ZM122 103L123 102H121V106H122ZM136 102H134L133 104H135ZM146 103H147V101H146ZM146 103H144V105L147 107V106H149V105H146ZM151 103H153V105L151 104ZM205 103V102H204ZM234 103V104H233ZM116 104V103H115ZM119 104V103H118ZM117 104V105H118ZM132 104V105H133ZM147 104H149V103H147ZM166 104V103H165ZM173 104H175L174 102H173ZM227 104V105H226ZM238 104H240V106L238 105ZM18 106L20 105L21 106V103L20 104H17ZM111 105V104H110ZM125 105V104H124ZM123 105V106H124ZM130 105V104H129ZM168 105H170V103L168 104ZM176 105V104H175ZM188 105H190L191 106V104H188ZM194 105V104H193ZM200 105H197V106H200ZM9 106V105H8ZM15 106V105H14ZM19 106V107H20ZM128 105H126V107H127ZM145 106H143L144 108H145ZM150 106V108L149 109H152V107ZM156 106V105H155ZM155 106H154V108H155ZM164 106V105H163ZM172 106V105H171ZM182 106V105H181ZM197 106H195V108H197ZM6 107V106H5ZM11 107V106H10ZM16 107V106H15ZM92 107V106H91ZM129 107V106H128ZM132 107V106H131ZM174 108H176L175 106H173ZM178 107V106H177ZM184 107V106H183ZM191 107H193V106H191ZM220 107V106H219ZM17 108V107H16ZM22 108V107H21ZM21 108H19V109H21ZM93 108V107H92ZM121 108H123V107H121ZM133 108V107H132ZM154 108L152 109L153 110V112H154ZM173 108V109H174ZM188 108H190V107H188ZM200 109H201V107H199ZM198 108V109H199ZM206 108V107H205ZM208 108V107H207ZM212 108V107H211ZM18 109V108H17ZM26 109H23V110H26ZM125 109V108H124ZM127 109V108H126ZM125 109V110H126ZM134 109V108H133ZM149 109H147L146 110V112L145 113H147V111L149 110ZM181 109H182V107H181ZM184 109V108H183ZM193 109H194V107H193ZM193 109H191V110H193ZM129 110V109H128ZM131 110V109H130ZM152 110H149V111H152ZM156 110H157V108H155V112H156ZM180 110V109H179ZM196 110V109H195ZM206 110V109H205ZM244 110V109H243ZM94 111V110H93ZM176 111V110H175ZM174 111V112H175ZM184 111H186V109L184 110ZM184 111L182 112V114L184 113ZM189 111V110H188ZM197 111V110H196ZM7 112V111H6ZM17 112V111H16ZM26 112V111H25ZM154 112V113H155ZM160 112H161V118H164V117H167V114H168V108H163V109H160ZM206 112V111H205ZM1 113V112H0ZM9 113V112H8ZM19 113V112H18ZM131 113V112H130ZM145 113L143 112V115H145ZM156 113H158V112H156ZM156 113L154 114V116L156 115ZM176 114L178 113V114H180V111H178L177 110V112H175ZM5 114V113H4ZM17 114V113H16ZM21 114V113H20ZM23 114V113H22ZM85 114V113H84ZM132 114H133V112H132ZM153 114V113H152ZM175 114V115H176ZM206 114H208L209 115V113L208 112H206ZM6 115V114H5ZM17 115H19V114H17ZM120 115V114H119ZM204 115V114H203ZM13 116V115H12ZM26 116V115H25ZM133 116V115H132ZM131 116V117H132ZM153 116V117H154ZM159 116V114L157 115V117ZM177 116H179V115H177ZM202 116V115H201ZM201 116H200V118H201ZM216 116V115H215ZM224 116V117H223ZM3 117H5V116H3ZM2 117V118H3ZM7 117V116H6ZM18 117H20V116H18ZM24 117V116H23ZM27 117V116H26ZM29 117V118H30ZM101 117V116H100ZM105 117V116H104ZM144 117V116H143ZM150 117H151V115H150ZM157 117H155V118H157ZM180 117V116H179ZM189 117H191V116H189V115H182V120H187V118H189ZM206 117V116H205ZM213 117V116H212ZM84 118V117H83ZM116 118V117H115ZM178 118V117H177ZM16 119V118H15ZM79 119V118H78ZM85 119V118H84ZM132 119H133V117H132ZM140 119V118H139ZM144 119V118H143ZM192 119H194V118H192ZM202 119H204V118H202ZM216 119V118H215ZM214 119V120H215ZM218 119V118H217ZM231 119V118H230ZM263 119V118H262ZM261 119V117H260V120H262ZM16 120H18V118L16 119ZM82 120V119H81ZM87 120V119H86ZM115 120V119H114ZM127 120V119H126ZM134 120V119H133ZM148 120V119H147ZM178 120V119H177ZM185 120V121H186ZM250 120V119H249ZM259 120V121H260ZM14 121V120H13ZM161 121V120H160ZM163 121V120H162ZM181 120L179 119V122H178V124H180L181 122H180ZM184 121V122H185ZM203 121V120H202ZM225 121H227V120H225ZM15 122V121H14ZM21 122V121H20ZM135 122V121H134ZM176 122V121H175ZM190 122H191V120H190ZM190 122H189V124H190ZM211 122V121H210ZM210 122H208V123H210ZM213 122V121H212ZM5 123V122H4ZM139 123H140V120H139ZM162 123V122H161ZM187 123H188V121H187ZM203 123H205L204 121H203ZM202 123V124H203ZM3 124V123H2ZM1 124V125H2ZM6 124H8V123H6ZM29 124V125H30ZM67 124V130L66 129H64L63 128V126L64 125H66ZM132 124H133V122H132ZM151 124V123H150ZM153 124V123H152ZM175 124V123H174ZM173 124V125H174ZM185 123H183L182 125H184ZM199 124V123H198ZM201 124V125H202ZM215 124H217V123H215ZM215 124H212V125H215ZM223 124V123H222ZM19 125H21V124H18V126ZM25 125V124H24ZM149 125V124H148ZM177 125V124H176ZM176 125H174L173 127H175ZM193 125H195L194 124V122H193ZM200 125V124H199ZM200 125V126H201ZM204 125V124H203ZM224 125V124H223ZM222 125V127H224ZM17 126V127H18ZM82 126V125H81ZM101 126V125H100ZM128 126H129V124H128ZM134 126L136 127V128H138V129H144V125H142V127H140L139 125H137V124H135L134 123ZM160 126V125H159ZM179 126V125H178ZM185 126H187V124L186 125H184V129H181V130H179V131H181V132H179L178 133V135H185V133L187 132H183V131H185L186 129H187V127H185ZM191 126V125H190ZM219 126V125H218ZM163 127V126H162ZM166 127V126H165ZM168 127H170V129H168ZM168 127H166L161 133H160V135H162L163 134V136H165V135H167V134H169L170 132L172 133V131L174 132V129L171 127V126H168ZM195 127H196V125H195ZM197 127H199V126H197ZM207 127H208V125H207ZM213 128H214V126H212ZM212 127H210L211 129H212ZM220 127V126H219ZM218 127V128H219ZM225 127H227V126H225ZM229 127V126H228ZM227 127V128H228ZM236 127V126H235ZM2 128V127H1ZM3 128H5V127H3ZM7 128V127H6ZM11 128V127H10ZM18 128H20V127H18ZM78 128H80V127H78ZM135 128V129H136ZM150 128V127H149ZM179 128V127H178ZM186 128V129H185ZM205 128H206V124H205ZM231 128V127H230ZM137 129V131H135V132H137V133H139L138 130ZM159 129V128H158ZM172 129V130H171ZM180 129V128H179ZM201 129V128H200ZM207 129V128H206ZM206 129L204 130L203 128H202V130H204V131H206ZM210 129V131H212ZM223 129V134L224 135H226L228 132L225 130V128H222ZM237 129V128H236ZM9 130V129H8ZM20 130H21V128H20ZM24 130H25V128H24ZM194 130V132H192V134L193 133H197V132H195L196 130L195 129H193ZM209 130V129H208ZM215 130V129H214ZM213 130V131H214ZM218 130V129H217ZM4 131V130H3ZM22 131V130H21ZM107 131V130H106ZM112 131V130H111ZM147 132H148V130H146ZM176 131V130H175ZM198 131V130H197ZM220 131V130H219ZM6 132V131H5ZM11 132V134H15L14 136L16 137V135H18V134H21L20 132H19V129H17V128H12V130L10 131ZM9 132V133H10ZM25 132V131H24ZM157 132H159V131H157ZM188 132H189V129H188ZM200 132V131H199ZM198 132V133H199ZM241 131H238V130H236L235 131V133L236 134H238V133H240ZM1 133V132H0ZM25 133H27V132H25ZM142 133V132H141ZM153 133V132H152ZM190 133V132H189ZM201 133H204V132H201ZM200 133V134H201ZM214 133V132H213ZM234 132L233 133H228V137H226V136H223L224 137V139L225 138H230L231 140H230V142H233L232 144H233V146H234V143H242L241 141L242 140H239V139H237V138H231V137H229V134L230 135H234L235 134ZM254 133V132H253ZM252 133V134H253ZM29 134V133H28ZM27 134V135H28ZM102 134H104V133H102ZM158 134V133H157ZM156 134V135H157ZM165 134V135H164ZM174 134V133H173ZM176 135H177V133H175ZM188 133H186V135H187ZM191 134V133H190ZM189 134V135H190ZM205 134V133H204ZM207 134V133H206ZM205 134V135H206ZM216 134V133H215ZM80 135H81V133H80ZM85 135H87V133L85 134ZM110 135V134H109ZM135 135H137V134H135ZM155 135V134H154ZM198 135V134H197ZM203 135V134H202ZM208 135V134H207ZM211 135V134H210ZM241 135V134H240ZM239 135V136H240ZM104 136V135H103ZM204 136V135H203ZM220 136H222V135H220ZM242 136V135H241ZM0 137H1V135H0ZM12 137V136H11ZM24 137V136H23ZM27 137V136H26ZM91 137H92V135H91ZM114 136H112V138H113ZM132 137L133 136H131V139L130 140H132ZM138 137H140V139L142 138V135L141 136H138ZM147 136H145V138H146ZM166 137H168V136H165L164 138H166ZM179 137V136H178ZM186 137V136H185ZM184 136H180L179 138H181V141H183L184 139H186ZM199 137V136H198ZM237 137V136H236ZM2 138H5V136L4 137H2ZM1 138V139H2ZM10 137H8V139H9ZM90 138V136H85L83 139H89ZM150 138V137H149ZM152 138V137H151ZM155 138V137H154ZM158 138V137H157ZM196 138V137H195ZM209 138V137H208ZM246 138H249V136H246ZM23 139V138H22ZM24 139H25V137H24ZM30 139V138H29ZM31 139H33L34 140V137L33 138H31ZM120 139V138H119ZM119 139H118V141H119ZM174 139V138H173ZM177 139V138H176ZM183 139V140H182ZM194 139V138H193ZM250 139H252V140H248V141H254V139L253 138H251L250 137ZM259 139V138H258ZM5 140V139H4ZM123 140V139H122ZM122 140H121V142H122ZM129 140V141H130ZM148 140V139H147ZM147 140H145V141H147ZM180 140V139H179ZM226 140V139H225ZM224 140V141H225ZM256 141H257V139H255ZM14 141H15V139H14ZM18 141V140H17ZM26 141V140H25ZM29 141V140H28ZM28 141H27V143H28ZM116 141V143L118 144V146H121L120 145V142H118L117 140H115ZM124 141V140H123ZM135 141V140H134ZM149 141H150V139H149ZM255 141V142H256ZM259 141V140H258ZM257 141V142H258ZM261 141V140H260ZM5 142V141H4ZM19 142V141H18ZM17 142V143H18ZM31 142V141H30ZM40 142H42V143H40ZM89 142V141H88ZM126 142V141H125ZM156 142H158V141H156ZM156 142H155V140H154V143L156 144ZM169 142V141H168ZM170 142H173V141H170ZM176 142V141H175ZM192 142H193V140H192ZM246 142V141H245ZM7 143V142H6ZM129 143V142H128ZM130 143H131V141H130ZM161 143H162V140H161ZM190 143V142H189ZM248 143H250V142H248ZM259 143V142H258ZM45 144H47V143H45ZM64 144H67V146H68V148H69V150L67 151V152H63V149H65L64 147H63V145ZM149 144H151V142H142V140H140L139 141V139L137 138V140H136V144L135 145H132V150H127V151H124L123 149H124V147L123 146H121L120 148H121V150L119 151V155H124V157L125 156H127V157H129V155H131V154H134V155H138V156H142V155H145L146 154V152H144L143 151V149H145V147H148V145ZM164 144V143H163ZM171 144V143H170ZM215 144H217V143H215ZM221 144H223V143H221ZM236 144V145H237ZM243 144H244V141H243ZM252 144V143H251ZM255 144V143H254ZM262 144V143H261ZM15 145V144H14ZM154 145V144H153ZM157 145V147H155L154 149L152 148L151 150H150V153H156V151L158 152V151H160L159 150V148H160V142H159V144H156ZM189 145V144H188ZM187 145V146H188ZM247 145H249V144H247ZM17 146H18V144H17ZM16 145H15V147H17ZM21 146H22V143H21ZM33 146V145H32ZM37 146H35V147H37ZM48 146V145H47ZM126 146V145H125ZM127 146H129V145H127ZM151 146V145H150ZM186 146V147H187ZM213 146V145H212ZM217 146H218V144H217ZM222 146V145H221ZM228 146V145H227ZM231 146V145H230ZM240 146V145H239ZM255 145H253V147H254ZM256 146H257V144H256ZM8 147H9V145H8ZM12 147V146H11ZM19 147V146H18ZM163 146H161V148H162ZM216 147V146H215ZM222 147H224V146H222ZM242 147V146H241ZM240 147V148H241ZM243 147H246V146H243ZM258 147H261V146H258ZM263 147V146H262ZM71 148V149H70ZM119 148V147H118ZM160 148V149H161ZM182 148V147H181ZM185 148V147H184ZM189 148V147H188ZM230 148H232V147H230ZM238 148V147H237ZM247 148V147H246ZM245 148V149H246ZM255 148H257V147H255ZM12 149V148H11ZM10 149V150H11ZM135 149H137L138 151H133V150H135ZM223 150L225 149V148H222ZM242 149V148H241ZM251 149V148H250ZM262 149V148H261ZM1 150V149H0ZM17 150H18V148H17ZM126 150V149H125ZM176 150H178V149H176ZM181 150V149H180ZM230 150V149H229ZM238 150V149H237ZM247 150V149H246ZM253 150V149H252ZM252 150H249V151H252ZM264 150V149H263ZM4 151L5 152H7L8 151V148H4ZM52 151V150H51ZM74 151V152H73ZM79 151V150H78ZM10 152V151H9ZM22 152V151H21ZM55 152V151H54ZM56 152H58V151H56ZM55 152V153H56ZM125 152V153H124ZM222 152V151H221ZM229 152V151H228ZM254 152V151H253ZM255 152H257V151H255ZM14 153V152H13ZM34 153V152H33ZM106 153H108V152H106ZM181 153V152H180ZM192 153H193V151H192ZM239 153V152H238ZM243 153V152H242ZM21 154V153H20ZM44 154V153H43ZM227 154V153H226ZM245 156L247 155L246 154V151H245ZM261 154V153H260ZM1 155H3V154H1ZM6 155H8V153L6 154ZM10 155V154H9ZM11 155H13V154H11ZM31 155V154H30ZM36 155V154H35ZM173 155V154H172ZM222 155V154H221ZM249 155V154H248ZM250 155H252V154H250ZM254 155V154H253ZM262 155V154H261ZM29 156V155H28ZM28 156H27V158H28ZM110 156V155H109ZM32 157V156H31ZM37 157V156H36ZM49 157V156H48ZM55 157V156H54ZM106 157H108V156H105L104 158H106ZM137 157V156H136ZM160 157V156H159ZM186 157V156H185ZM11 158V157H10ZM25 158V157H24ZM56 158H57V156H56ZM90 158V157H89ZM126 158V157H125ZM141 158V157H140ZM154 158V157H153ZM156 158V157H155ZM187 158V157H186ZM214 158H216V157H214ZM17 159V158H16ZM29 159H31L30 158V156H29ZM49 159H50V157H49ZM77 159V158H76ZM147 159V158H146ZM217 159H218V157H217ZM219 159H220V157H219ZM10 160V159H9ZM96 160V159H95ZM126 160V159H125ZM243 160V159H242ZM23 161V160H22ZM31 161V160H30ZM99 161V160H98ZM98 161H94L93 163H98ZM146 161V160H145ZM244 161V160H243ZM5 162H6V160H5ZM13 162V161H12ZM18 162H20V161H18ZM35 162V161H34ZM37 162H38V160H37ZM41 162V161H40ZM65 162H67V161H65ZM64 162V163H65ZM90 162V161H89ZM0 163H2V161L0 162ZM9 163V162H8ZM8 163H5L6 165L8 164ZM24 162H22V164H23ZM78 163V162H77ZM91 163V162H90ZM4 164V165H5ZM12 164V163H11ZM36 164V163H35ZM67 164H68V162H67ZM75 164V163H74ZM24 165V164H23ZM62 165V164H61ZM70 165H72V164H70ZM16 166V165H15ZM34 166V165H33ZM243 166V165H242ZM2 167V166H1ZM0 167V168H1ZM17 167V166H16ZM22 167H24V166H22ZM26 167V166H25ZM25 167L23 168V171H24V169H25ZM31 167V166H30ZM62 167V166H61ZM3 168V167H2ZM15 168V167H14ZM32 168V167H31ZM48 168V167H47ZM73 168V167H72ZM71 168V169H72ZM256 168V167H255ZM7 169V168H6ZM35 169V168H34ZM50 169V168H49ZM240 169V168H239ZM10 170H13L14 171V169H10ZM21 170V169H20ZM67 170H68V168H67ZM246 170V169H245ZM3 171V170H2ZM1 171V172H2ZM25 171H26V169H25ZM92 171V170H91ZM4 172V171H3ZM17 172V171H16ZM15 172V173H16ZM33 172H34V170H33ZM259 172V171H258ZM5 173V172H4ZM25 174V173H24ZM238 173H236V175H237ZM1 173H0V177H1ZM17 175V174H16ZM30 176H32V175H30ZM35 176V175H34ZM109 176V175H108ZM229 176V175H228ZM182 177V176H181ZM236 177V176H235ZM5 178V177H4ZM153 178V177H152ZM184 178V177H183ZM185 179V178H184ZM188 179V178H187ZM207 179V178H206ZM232 179V178H231ZM4 180V179H3ZM2 180V178L0 179V181H3ZM7 180V179H6ZM17 180V179H16ZM71 180V179H70ZM186 180V179H185ZM72 181V180H71ZM17 182V181H16ZM65 183V182H64ZM188 183V182H187ZM190 183V182H189ZM26 184V183H25ZM105 184V183H104ZM139 184V183H138ZM222 184V183H221ZM70 185V184H69ZM208 185V184H207ZM213 185V184H212ZM248 185V184H247ZM20 186V185H19ZM22 186V185H21ZM75 186V185H74ZM191 186V185H190ZM196 186V185H195ZM224 186V185H223ZM227 186V185H226ZM210 187V186H209ZM223 188V187H222ZM17 189V188H16ZM198 189V188H197ZM206 189V188H205ZM205 189H204V191H205ZM215 189H216V186H215ZM231 189V188H230ZM230 189H229V192H230ZM213 190V189H212ZM223 190V189H222ZM232 190V189H231ZM10 191V190H9ZM70 192H71V190H69ZM117 191V190H116ZM118 191H120V190H118ZM136 191V190H135ZM203 191V192H204ZM1 192V191H0ZM73 192V191H72ZM85 192V191H84ZM69 193V192H68ZM75 193V192H74ZM227 193V192H226ZM82 194V193H81ZM118 194V193H117ZM217 194V193H216ZM251 193H249V195H250ZM253 194H256V193H253ZM253 194H251L252 196H254ZM62 195V194H61ZM68 195H71V194H67V196L66 197H68ZM85 195V194H84ZM155 195V194H154ZM169 195V194H168ZM202 195V194H201ZM231 195V194H230ZM234 195V194H233ZM248 195V196H249ZM258 195V194H257ZM74 196V195H73ZM209 196H211V195H209ZM220 196V195H219ZM222 196V195H221ZM220 196V197H221ZM252 196H250V197H252ZM187 197H189V196H187ZM204 197V196H203ZM219 197V198H220ZM255 197V196H254ZM194 198V197H193ZM205 198V197H204ZM248 198V197H247ZM247 198H245L246 200H247ZM256 198H258V197H255L254 199L256 200ZM84 199H86V198H84ZM206 199V198H205ZM244 199V197L242 198V200H245ZM250 199V198H249ZM253 199V200H254ZM66 200H68L67 198H66ZM111 200V199H110ZM114 200H116V199H114ZM119 200V199H118ZM208 200V199H207ZM213 200V199H212ZM245 200V201H246ZM96 201V200H95ZM117 201V200H116ZM125 201V200H124ZM165 201H166V199H165ZM209 201V200H208ZM249 202L251 201V200H248ZM111 202V201H110ZM115 202V201H114ZM127 202V201H126ZM203 202V201H202ZM224 202V201H223ZM247 202V201H246ZM257 202H258V200H257ZM242 203V202H241ZM244 203V202H243ZM248 203V202H247ZM253 204H254V201L252 202ZM130 204V203H129ZM172 204V203H171ZM225 204H226V202H225ZM228 204V203H227ZM260 204V203H259ZM262 204V203H261ZM264 204V203H263ZM119 205H121V204H119ZM126 205H127V203H126ZM182 205V204H181ZM180 205V206H181ZM188 205V204H187ZM229 205V204H228ZM238 205V204H237ZM241 205V204H240ZM250 205H251V203H250ZM15 206V205H14ZM129 206V205H128ZM169 206V205H168ZM179 206V207H180ZM194 206V205H193ZM208 206V205H207ZM212 206V205H211ZM224 206V205H223ZM222 206V207H223ZM232 206V205H231ZM241 206H244V205H241ZM247 206H249V205H247ZM9 207V206H8ZM90 207V206H89ZM111 207V206H110ZM182 207V206H181ZM209 207V206H208ZM216 207V206H215ZM220 207V206H219ZM226 207V206H225ZM238 207H240V206H238ZM245 207V206H244ZM251 207V206H250ZM249 207V208H250ZM262 207V206H261ZM92 208V207H91ZM159 208V207H158ZM168 208V207H167ZM167 208H165V209H167ZM169 208H170V206H169ZM221 208V207H220ZM263 208V207H262ZM117 209H119V207L117 208ZM117 209H115L114 207L112 208V210L113 211H115V213H116V211L118 212L119 210H117ZM122 209H123V207H122ZM124 209H126V208H124ZM132 209V208H131ZM164 209V210H165ZM171 209V208H170ZM169 209V211H167V212H169V213H171L170 215L171 216H173L174 217V215H172V210H173V206H172V210H170ZM227 209H228V206H227ZM232 209V208H231ZM237 209H239V208H237ZM255 209V208H254ZM258 209V208H257ZM264 209V208H263ZM53 210H55V209H53ZM52 210V211H53ZM128 210V209H127ZM140 210V209H139ZM153 210V209H152ZM226 210V209H225ZM56 211V210H55ZM93 211V210H92ZM155 211V210H154ZM257 211V210H256ZM255 211V212H256ZM143 212V211H142ZM166 212V213H167ZM174 212V211H173ZM180 212V211H179ZM229 212H230V210H229ZM228 212V213H229ZM235 212V211H234ZM260 212V211H259ZM74 213V212H73ZM168 213V214H169ZM240 213H241V211H240ZM250 213V212H249ZM9 214V213H8ZM76 214V213H75ZM124 214V213H123ZM157 215H160V214H158V213H156ZM194 214V213H193ZM223 214V213H222ZM244 214V213H243ZM246 214V213H245ZM244 214V215H245ZM2 215V214H1ZM67 215V216H66ZM66 215H63V218H65V216L67 217V219L65 220L64 219V222L65 221H69L70 220V215H71V213H70V215L69 214H66ZM96 215V214H95ZM156 215V216H157ZM195 215L196 214H194V219H196L195 218ZM211 215V214H210ZM237 214H235L234 216H236ZM241 215H242V213H241ZM56 216V215H55ZM61 216V215H60ZM60 216H57V218H59ZM152 216H153V214H152ZM156 216H155V218H156ZM165 216V215H164ZM191 216V215H190ZM189 216V217H190ZM215 216H217V214L215 215ZM219 216V215H218ZM224 216V215H223ZM239 216V215H238ZM245 216H247L248 217V215L246 214ZM245 216H243L244 218H245ZM71 217H72V215H71ZM160 217V216H159ZM158 217V218H159ZM161 217H163V215L161 214ZM188 217V218H189ZM197 217V216H196ZM232 217H233V215H232ZM260 217V216H259ZM259 217H257V218H259ZM6 218V217H5ZM62 218V219H63ZM120 218V217H119ZM121 218H123V217H121ZM167 217H165V218H162V220H164V219H166ZM168 218H169V216H168ZM167 218V219H168ZM199 218V217H198ZM214 218H216V217H214ZM234 218V217H233ZM240 218H242V217H240ZM240 218H238L237 220L239 221V219ZM72 219V218H71ZM147 219V218H146ZM170 219H171V217H170ZM170 219H168V220H170ZM182 219V218H181ZM181 219H180V222H181ZM191 219H193L192 218V216H191ZM222 219H224V217H222ZM246 219V218H245ZM245 219H243V221L245 222ZM77 220V219H76ZM82 220V219H81ZM94 220H95V218H94ZM144 220V219H143ZM155 220V219H154ZM157 220H159V219H157ZM167 220V221H168ZM183 220V219H182ZM185 220H187V219H185ZM199 220V219H198ZM236 220V219H235ZM242 220V219H241ZM6 221V220H5ZM53 221H55V220H53ZM57 221V220H56ZM78 221V220H77ZM150 221V220H149ZM148 221V222H149ZM152 221V220H151ZM171 221V220H170ZM188 221H190V219L188 220ZM209 221V220H208ZM4 222V221H3ZM100 222V221H99ZM184 222V221H183ZM191 222V221H190ZM201 222V221H200ZM243 222V223H244ZM251 222V221H250ZM260 222H261V220H260ZM66 223V222H65ZM145 223V222H144ZM143 223V224H144ZM151 223V222H150ZM152 223H155V222H152ZM162 223H163V221H162ZM173 223V219H172V222H170V224H172ZM176 223V222H175ZM188 223V222H187ZM202 223V222H201ZM234 223V222H233ZM241 223V222H240ZM242 223V224H243ZM255 223V222H254ZM257 223H259V221H257ZM85 224V223H84ZM90 224V223H89ZM121 224V223H120ZM146 224V223H145ZM161 224V223H160ZM165 224V220H164V223H163V225ZM167 225H165V226H163V227H167V229H166V231L168 232V228H170V227H168V223H166ZM170 224H169V226H170ZM184 224V223H183ZM197 224V223H196ZM206 224H208L209 225V223H206ZM220 224V223H219ZM231 224V223H230ZM248 224H250V223H248ZM147 225V224H146ZM152 225V224H151ZM174 225V223L171 225V227ZM177 225V224H176ZM181 225H182V223H181ZM207 225V227L209 228V226ZM218 225V224H217ZM217 225H215V227H217V230H218V226ZM221 225V224H220ZM233 225V224H232ZM231 225V226H232ZM235 225V224H234ZM148 227H146L145 228V230L146 231H150V228H149V226L150 225H147ZM154 226V225H153ZM153 226H150V227H153ZM183 226V225H182ZM198 226V225H197ZM202 226H204V225H202ZM211 226V225H210ZM224 226H225V224H224ZM236 226H237V224H236ZM255 226V225H254ZM259 226V225H258ZM4 227V226H3ZM135 227V226H134ZM138 227H140L139 225H138ZM155 227V226H154ZM159 228V226H157V224H156V229H158ZM161 227V226H160ZM174 228L176 227V226H173ZM173 227H172V229H173ZM195 227V226H194ZM199 227V226H198ZM204 227H206V226H204ZM207 227L206 228H204V230L205 229H207ZM227 227V226H226ZM245 227V226H244ZM248 227V226H247ZM246 227V228H247ZM57 228V227H56ZM85 228V227H84ZM133 228V227H132ZM165 228H164V230H165ZM177 228H179V227H177ZM230 228V227H229ZM144 229V228H143ZM149 229V230H148ZM155 229V230H156ZM180 229V228H179ZM203 229V228H202ZM221 229V228H220ZM245 229V228H244ZM33 230V229H32ZM80 230V229H79ZM137 230V229H136ZM145 230H144V232H145ZM159 230H160V228H159ZM163 230V229H162ZM174 230V229H173ZM188 230V229H187ZM186 230V231H187ZM192 230V229H191ZM195 230H197V229H195ZM194 230V231H195ZM199 230V229H198ZM214 230H215V228H214ZM227 230H229V229H227ZM233 230V229H232ZM232 230H231V232H232ZM141 231V230H140ZM157 231V230H156ZM165 231V232H166ZM184 231V230H183ZM185 231V232H186ZM189 231V230H188ZM193 231V232H194ZM208 231V230H207ZM216 231V230H215ZM248 231H249V229H248ZM255 231V230H254ZM258 231V230H257ZM119 232V231H118ZM152 232L154 233V230L152 231L151 230V232L149 233V234H147L146 236H148V239H149V236H151V234H152ZM158 232V231H157ZM157 232H155V234L157 233ZM160 232V231H159ZM159 232H158V236L160 235V234H162V233H160L159 234ZM175 232V231H174ZM190 232H192V231H190ZM201 232V231H200ZM208 232H210V231H208ZM222 232V230H220V234H222L221 233ZM225 232H228V231H225ZM230 232V233H231ZM233 232L235 233V230H233ZM43 233V232H42ZM126 233V232H125ZM131 233V232H130ZM135 233V232H134ZM138 233H139V231H138ZM164 233V232H163ZM169 233H171L170 231H169ZM177 233V232H176ZM182 233H184V232H182ZM214 233H216V232H214ZM230 233H229V235L227 236V237H229V236H232L233 235V233L230 235ZM168 234V233H167ZM192 234V233H191ZM190 234V235H191ZM217 234H218V232H217ZM246 234L247 233H245L244 235H245V237H247L246 236ZM253 234V232L251 233V235ZM257 235H258V232L256 233ZM47 235V234H46ZM140 235V234H139ZM142 235H143V232H142ZM154 234H152V236H153ZM157 235V234H156ZM165 235V234H164ZM176 235V234H175ZM179 235H180V233H179ZM186 235V234H185ZM199 235V234H198ZM207 235H208V233H207ZM256 235V236H257ZM141 236V235H140ZM139 236V237H140ZM146 236H144V237H146ZM152 236H151V238H152ZM161 236V235H160ZM165 236H167V235H165ZM214 237H215V234L213 235ZM237 236V235H236ZM235 236V237H236ZM239 236H242V234L241 235H239ZM256 236H255V238H256ZM192 237H194L193 236V234H192ZM220 237H221V235H220ZM234 237V238H235ZM248 237H249V235H248ZM258 237V236H257ZM141 238V237H140ZM151 238H150V241H151ZM154 238V237H153ZM162 238V237H161ZM173 238V237H172ZM177 238V237H176ZM186 238H187V235H186ZM196 237H194V239H195ZM204 238V237H203ZM222 238H224V236L222 237ZM221 238V239H222ZM231 238V237H230ZM233 238V237H232ZM243 238V239H242ZM242 238H240L241 240H243V241H245V239H244V237H242ZM253 238H254V236H253ZM263 238V237H262ZM167 239H168V237H167ZM170 239V238H169ZM168 239V240H169ZM201 239V238H200ZM225 239V238H224ZM250 239H252V238H250ZM259 240L260 238H256V239H252L251 240V245H250V243L248 244V245H250V246H253V241H255V240ZM136 240V239H135ZM157 240V239H156ZM179 240V239H178ZM204 240V239H203ZM208 240V239H207ZM231 240H234V241H236L235 239H231ZM230 240V241H231ZM240 240V242L242 243L243 241H241ZM129 241V240H128ZM222 241V240H221ZM197 242V241H196ZM204 242V241H203ZM239 242V243H240ZM247 241H245V243H246ZM256 242V241H255ZM155 243V242H154ZM160 244H161V242H159ZM185 243V242H184ZM205 243H208V242H205ZM214 243V242H213ZM231 243V242H230ZM237 243V242H236ZM244 243V242H243ZM261 242L259 241V244H260ZM145 244H146V242H145ZM148 244V243H147ZM200 244H202V243H199L198 245H200ZM210 244V243H209ZM211 244H212V241H211ZM256 244H258V242H256L254 245H256ZM264 244V243H263ZM141 245H143L142 244V242H141ZM149 245V244H148ZM175 245V244H174ZM173 245V246H174ZM186 245V244H185ZM184 245V246H185ZM191 245V244H190ZM189 245V247H192V246H190ZM221 245V244H220ZM229 245H231V244H229ZM246 245V244H245ZM247 245V246H248ZM143 246H145V245H143ZM153 246V245H152ZM201 246V245H200ZM200 246H198L197 248L200 250ZM205 246V245H204ZM208 246V245H207ZM206 246V247H207ZM211 246V245H210ZM259 246V245H258ZM258 246L256 247V250H257V248H258ZM262 246V245H261ZM89 247V246H88ZM140 247V246H139ZM149 247H151L150 245H149ZM156 247V246H155ZM158 247H159V245H158ZM183 247V246H182ZM188 247V246H187ZM241 246L239 245V247H237V249H239ZM263 247H264V245H263ZM142 248V247H141ZM164 248V247H163ZM193 248V247H192ZM191 248V249H192ZM209 248V247H208ZM259 248H260V246H259ZM259 248H258V250H257V252L259 251ZM91 249V248H90ZM190 249V248H189ZM190 249V250H191ZM233 249V248H232ZM246 250L247 249V247L246 248H244L243 246L241 247V249L240 250ZM264 249V248H263ZM146 250V249H145ZM144 250V251H145ZM152 250V249H151ZM151 250H147L149 253H152V252H150ZM164 250V249H163ZM208 250V249H207ZM234 250V249H233ZM250 250H251V248H250ZM250 250H246L245 251V253H247V251H248V253H249V251ZM254 250V249H253ZM255 250V251H256ZM153 251V250H152ZM155 251V250H154ZM153 251V252H154ZM193 251V250H192ZM191 251V252H192ZM204 251V250H203ZM255 251L252 253V257L253 256H255ZM262 250H260V252H261ZM156 252V251H155ZM205 252V251H204ZM232 252V251H231ZM257 252H256V254H257ZM157 253V252H156ZM159 253V252H158ZM161 253H163V252H161ZM173 253V252H172ZM241 253V252H240ZM242 253H244L243 251H242ZM244 253V254H245ZM247 253V254H248ZM110 254H112V253H109V255ZM114 254V253H113ZM112 254V255H113ZM148 254V253H147ZM182 254V253H181ZM264 254V252L262 253V255ZM154 255V254H153ZM177 255V254H176ZM190 255V254H189ZM228 255H230V253L228 254ZM249 255V254H248ZM108 256V255H107ZM171 256V255H170ZM175 256V255H174ZM251 256V255H250ZM261 256V255H260ZM260 256H258L259 258H260ZM131 257V256H130ZM173 256H171V258H172ZM239 257H240V254H239ZM257 257V258H258ZM112 258H114V257H112ZM111 258V259H112ZM169 258V257H168ZM176 258H178V257H176ZM264 258V257H263ZM108 259H110V258H108ZM119 259V258H118ZM198 259V258H197ZM155 260V259H154ZM169 260H170V258H169ZM171 260H173V259H171ZM253 260V259H252ZM261 260V258L259 259V262H261L260 261ZM97 261V260H96ZM134 261V260H133ZM136 261V260H135ZM134 261V263H136ZM140 261H141V263H142V261H144L143 259L141 260L140 259ZM140 261H138V262H140ZM157 261V260H156ZM159 261V260H158ZM175 261V260H174ZM178 261V260H177ZM181 261V260H180ZM217 261V260H216ZM264 261V260H263ZM137 262V263H138ZM166 263L168 262V261H165ZM239 262V261H238ZM240 262H242V261H240ZM250 262V261H249ZM252 262V261H251ZM130 263H133V262H130ZM133 263V264H134ZM145 263V262H144ZM162 263V262H161ZM165 263V264H166ZM169 263H171V261L169 262ZM178 263H179V261H178ZM220 263V262H219ZM120 264H122V263H120ZM162 264H164V263H162ZM173 264V263H172ZM182 264V263H181ZM240 264V263H239ZM253 264V263H252Z\"/></svg>","mask_w":264,"mask_h":264}]
</instances>
